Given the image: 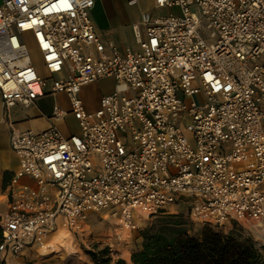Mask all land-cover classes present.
I'll return each mask as SVG.
<instances>
[{
    "label": "built area",
    "instance_id": "obj_1",
    "mask_svg": "<svg viewBox=\"0 0 264 264\" xmlns=\"http://www.w3.org/2000/svg\"><path fill=\"white\" fill-rule=\"evenodd\" d=\"M152 4L180 13H145L132 24L138 49L121 51L97 33L94 0H0L4 109L28 106L47 88L70 104L55 106L41 132L6 119L20 163L12 182L27 175L37 188L12 192L0 215V264L41 247L58 225L84 231L89 215L106 209L124 242L140 220L180 199L190 201V222H236L264 248V0ZM102 78L114 89L91 112L80 91ZM69 112L77 134L55 124Z\"/></svg>",
    "mask_w": 264,
    "mask_h": 264
},
{
    "label": "rangeland",
    "instance_id": "obj_2",
    "mask_svg": "<svg viewBox=\"0 0 264 264\" xmlns=\"http://www.w3.org/2000/svg\"><path fill=\"white\" fill-rule=\"evenodd\" d=\"M112 11L115 15L116 21L114 22V32L110 33L111 39L123 43L125 37L129 38V23L134 14L139 13L142 9L152 12L153 15H167L169 13L179 14L180 9L176 6L165 7L157 10L149 8V2L147 0H138L134 5H128L127 0H110ZM152 3V1H151ZM99 4H97L98 6ZM109 38V39H110ZM25 41L30 51V56L37 68L42 67L41 57L36 49L33 39L25 35ZM257 62H264V55L257 59ZM61 74H56L59 77ZM110 83L108 81H100L99 83L92 82L89 85L83 87V97L85 102L91 106H95L102 94L108 92ZM63 106L67 107V99L63 98L59 101ZM54 101L52 99V106ZM66 123L71 131H78L77 120L72 115L66 116ZM178 124L183 129L186 136L190 137L189 132L186 129V125L190 121V117L187 114L181 113ZM90 175V173H88ZM190 207V201L186 199H180L175 203L168 204L163 213H176L185 215ZM103 213H108L107 217H104ZM103 213H92L89 219L86 220L85 230L80 232L69 231L67 228L58 225L49 234L44 244L40 247L37 243L33 246L26 247L22 254L17 256H9L6 264H23L25 261H29L33 264H93L89 256L86 254V250L92 249L95 245L100 249L103 247H110V255L114 260L121 257L130 261L132 246L131 240L133 236L122 242L119 246L114 242L112 237L114 233L113 227H116V217L111 213L110 209L103 210ZM160 213L155 216H149L139 221V227L144 228L150 222L158 219ZM204 225L200 223L191 222L189 226L190 233L195 236L201 234V230ZM228 232L230 230L241 231L246 234L245 228L236 222L226 223L223 226H215ZM113 231V232H112ZM68 236L63 237L64 234ZM112 233V235H111ZM118 249H115L117 248Z\"/></svg>",
    "mask_w": 264,
    "mask_h": 264
},
{
    "label": "trees",
    "instance_id": "obj_3",
    "mask_svg": "<svg viewBox=\"0 0 264 264\" xmlns=\"http://www.w3.org/2000/svg\"><path fill=\"white\" fill-rule=\"evenodd\" d=\"M187 213L162 212L134 231L130 261H113L108 247L95 245L85 252L93 264H264V248L249 235L211 225H204L199 236L192 235Z\"/></svg>",
    "mask_w": 264,
    "mask_h": 264
},
{
    "label": "crops",
    "instance_id": "obj_4",
    "mask_svg": "<svg viewBox=\"0 0 264 264\" xmlns=\"http://www.w3.org/2000/svg\"><path fill=\"white\" fill-rule=\"evenodd\" d=\"M147 1L149 2L150 9L151 8H153V10L161 9V8H154L153 4L151 3L152 0H147ZM137 2L138 0H127L128 5H134ZM97 4L99 5L97 6ZM145 13H149L153 15L152 12H148L142 9L139 13H136L132 16L131 22L128 24L130 28L128 35L129 38L125 37V41H123V43H120L119 41L116 40L113 41V39L109 37L110 33H113L115 31L113 27H114V22L116 21L115 15L112 11L110 0H94V6L91 10V17L94 22L96 31L101 37V39L104 41V43L106 45L109 42L113 43L121 51H123L127 47L138 49L139 45L136 41L132 24L135 22H140L142 16ZM140 31L142 33V36H144L145 35L144 27L141 24H140ZM103 80L108 81L110 83V88L108 92L104 94L112 92L114 89L115 80L113 78H102L95 82L99 83L100 81ZM45 90L46 93L43 96L36 98L32 104L28 106H24L22 104H14L9 107L8 111L4 109L0 95V215L3 212H5V210L7 209L8 202L12 197V192L18 191L24 185H27L32 189L37 188V184L35 180L27 175L18 178L17 182L15 183L12 182L17 170L19 169L20 163H19L18 155L13 151V149L10 146V128L7 124L6 119H9L12 122H14L15 125L21 130H32L35 132H41L46 128H48L50 125H52V119H50L49 116L51 115L52 110L55 106H59L66 110H69L70 108L69 100L66 93L64 92L50 93L49 88ZM80 97L84 100L83 88L80 91ZM63 98L67 99L68 102L67 107L63 106L59 102ZM100 98L95 106L89 105V103L85 102L84 100L86 104V108L92 112L95 108L99 106ZM52 99L54 101L53 106H52ZM67 115H72V114L69 112ZM67 115H65L63 119L55 121L56 126L65 135L77 134L79 132V127H78V131L76 132L75 131L73 132L71 131V129L68 128L66 123ZM103 214L104 217L108 216V213H103ZM116 223H117V219L115 221V225ZM113 229H115V227H113ZM112 237L114 239V242L117 243L118 246L122 243L115 239L114 234L112 235ZM115 249H118V247Z\"/></svg>",
    "mask_w": 264,
    "mask_h": 264
},
{
    "label": "bare ground",
    "instance_id": "obj_5",
    "mask_svg": "<svg viewBox=\"0 0 264 264\" xmlns=\"http://www.w3.org/2000/svg\"><path fill=\"white\" fill-rule=\"evenodd\" d=\"M66 236H68V234L65 233V234L62 236V238H63V237H66Z\"/></svg>",
    "mask_w": 264,
    "mask_h": 264
}]
</instances>
